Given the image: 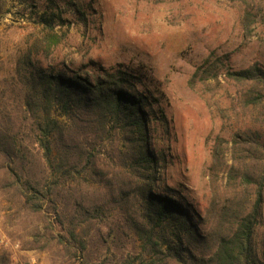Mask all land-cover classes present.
Instances as JSON below:
<instances>
[{
    "label": "trees",
    "instance_id": "trees-1",
    "mask_svg": "<svg viewBox=\"0 0 264 264\" xmlns=\"http://www.w3.org/2000/svg\"><path fill=\"white\" fill-rule=\"evenodd\" d=\"M73 10L82 13L75 4ZM54 15L41 16L45 33L16 62L27 79L24 106L34 141L25 142L24 130L0 116V190L42 215L43 229L71 257L86 254L84 236L104 235L105 242L113 233L139 247L123 264H186L184 255L193 264H264L254 243L264 202V112L253 109L264 102V67L233 69L225 56L207 58L189 80L223 75L236 88V102L261 119L260 128L234 133L230 164L221 140L213 145L211 169L219 162L227 174L219 194L212 181L213 196L199 214L155 190L165 151L154 139L153 97L137 87L139 76L122 64L84 76L35 62L58 43ZM54 106L66 119L52 114ZM135 196L146 197L144 211L131 209Z\"/></svg>",
    "mask_w": 264,
    "mask_h": 264
},
{
    "label": "rangeland",
    "instance_id": "rangeland-1",
    "mask_svg": "<svg viewBox=\"0 0 264 264\" xmlns=\"http://www.w3.org/2000/svg\"><path fill=\"white\" fill-rule=\"evenodd\" d=\"M52 13L58 43L35 62L84 76L122 64L139 76L137 87L154 98V139L165 151L155 190L203 214L213 196L212 181L219 194L227 174L219 162L211 169L213 145L221 140L230 164L234 133L260 128L261 119L236 102V88L223 75L193 85L189 80L207 58L225 56L233 69L254 62L264 67V0H0V116L14 130L23 129L20 137L29 144L34 135L24 106L27 79L16 62H24L45 33L41 16ZM253 109L264 112V102ZM52 114L66 119L56 106ZM143 197H133L131 209L144 211ZM84 237L86 254L71 257L43 229L42 215L28 213L0 190V264H123L127 254L139 252L137 243L129 245L131 239L121 235H105V242L104 235ZM254 243L263 263L264 202ZM184 260L193 264L187 255Z\"/></svg>",
    "mask_w": 264,
    "mask_h": 264
}]
</instances>
